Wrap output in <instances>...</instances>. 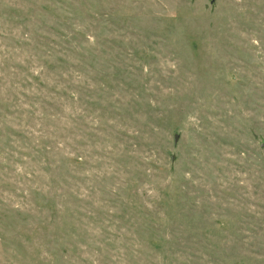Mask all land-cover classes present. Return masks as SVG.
Listing matches in <instances>:
<instances>
[{"label": "rangeland", "instance_id": "374dc122", "mask_svg": "<svg viewBox=\"0 0 264 264\" xmlns=\"http://www.w3.org/2000/svg\"><path fill=\"white\" fill-rule=\"evenodd\" d=\"M0 264H264V0H0Z\"/></svg>", "mask_w": 264, "mask_h": 264}, {"label": "water", "instance_id": "95a60500", "mask_svg": "<svg viewBox=\"0 0 264 264\" xmlns=\"http://www.w3.org/2000/svg\"><path fill=\"white\" fill-rule=\"evenodd\" d=\"M175 139H177V136H175Z\"/></svg>", "mask_w": 264, "mask_h": 264}]
</instances>
